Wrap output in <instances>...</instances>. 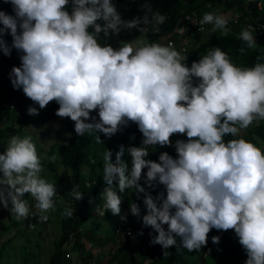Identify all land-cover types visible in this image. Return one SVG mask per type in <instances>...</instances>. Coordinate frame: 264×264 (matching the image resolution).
Here are the masks:
<instances>
[{"label": "clouds", "instance_id": "9594fccd", "mask_svg": "<svg viewBox=\"0 0 264 264\" xmlns=\"http://www.w3.org/2000/svg\"><path fill=\"white\" fill-rule=\"evenodd\" d=\"M240 15L192 12L169 32L154 0H0V206L27 219V193L48 220L57 189L32 137L50 139L81 175L96 169L95 211L122 213L132 250L147 252L155 231L153 244L192 264L226 243L230 264H264V23L239 34L244 64L216 43L194 55L173 37L186 24L227 36Z\"/></svg>", "mask_w": 264, "mask_h": 264}, {"label": "trees", "instance_id": "16d2710c", "mask_svg": "<svg viewBox=\"0 0 264 264\" xmlns=\"http://www.w3.org/2000/svg\"><path fill=\"white\" fill-rule=\"evenodd\" d=\"M159 9L166 12L170 16L171 26L169 32L182 24L181 17L186 14L195 12L201 15L203 12H212L220 14L228 9L241 12L236 22L232 18H228L227 27L231 30L227 36L221 34L220 30L212 31L213 25L207 24L206 32L203 34L198 25L186 24L183 33H175L174 38H180L189 47H192L191 54H196L199 44L200 47H206L208 43H216L224 48L228 53H232L235 60H240L244 64L248 52L240 53L243 41L239 39V34L244 27L264 23V0L257 5L249 0H154ZM201 35H203L201 37ZM213 36V37H211ZM122 40L129 38L121 35ZM200 39L206 41L200 42ZM264 40V38H263ZM0 64L5 65V61L0 57ZM0 65V69H1ZM19 121L16 119L15 123ZM7 124L3 120V114H0V132L5 133L6 128H2ZM92 136L82 137V139L90 140ZM53 151L43 154L41 164L43 171L41 177L56 186L57 194L55 196V210L49 211L48 220L41 222L39 220L40 213L35 208L36 201L30 194H25L24 199L27 201L31 209V214L27 219L17 220L12 215L10 208H7L8 224H4L0 234L10 231L13 233L0 246V264L6 249V244L13 238L24 240L18 251L22 257V263L25 264L32 256L39 255V250L35 247H42L45 236L41 237L42 230L48 233L47 226L57 224L60 227V236L52 238L49 242L46 252L48 253L47 264H192L191 258L187 252L178 250L175 246L169 249H163L160 244H153L152 240L158 233L152 231L148 234L151 243L146 244L147 252L139 249L132 250L130 237L121 238L120 234L125 227V222L121 216L112 215L107 210L104 215H99L96 209V203L100 200V191L105 186L103 179L97 175L95 168L92 169V175L83 176L79 172L75 163L74 156L70 153L57 152L51 155ZM3 154V153H1ZM55 156L54 160L49 157ZM65 169H72L74 178L66 176ZM2 175V173H0ZM91 183L86 185V181ZM83 193V199L76 201L71 195V190L76 186ZM66 208H72L73 216L66 217L64 211ZM3 207L0 206V225L3 224L2 212ZM121 228H120V227ZM217 232L216 229H213ZM89 246L86 249L85 243ZM107 252H104V248ZM35 252H33V251ZM234 247L226 243L221 251L217 252L208 264H230L233 260ZM165 253V254H164ZM66 254H68L66 256ZM145 254L150 255V261H146Z\"/></svg>", "mask_w": 264, "mask_h": 264}, {"label": "rangeland", "instance_id": "374dc122", "mask_svg": "<svg viewBox=\"0 0 264 264\" xmlns=\"http://www.w3.org/2000/svg\"><path fill=\"white\" fill-rule=\"evenodd\" d=\"M230 12L222 13L225 17L229 14ZM32 140L34 144L36 145L38 155L41 158H43V154L50 152L51 150L53 151L51 155H55L57 153L55 147H52L53 141L50 139H41V138H34L32 137ZM72 169H65V173L67 174H74ZM9 207H11V203L9 202ZM2 221L3 224L0 225V232L2 230V227L4 224H8L9 219L7 217V208H3L2 211ZM46 215H49L48 213H45ZM47 230L49 234H46L44 230H42L41 237L45 236V239L43 241L44 246L35 247L34 250H39V255L36 253V256H32L27 263L25 264H47L48 261V253L46 252V248L49 244V242L52 240V238H58L60 236V227L57 224H52L47 226ZM13 235L12 232L6 231L3 234H0V246L2 242H5L9 237ZM24 243V240H19V238H13L10 242L6 244V250L4 252L3 258H2V264H21L22 263V257L20 252L18 251L19 246ZM85 243V248L87 249L89 246L88 242ZM106 249L104 248V252H107V245L105 246ZM33 251V250H32ZM35 252V251H33ZM245 259L241 260L238 264H245Z\"/></svg>", "mask_w": 264, "mask_h": 264}, {"label": "built area", "instance_id": "2783aa9c", "mask_svg": "<svg viewBox=\"0 0 264 264\" xmlns=\"http://www.w3.org/2000/svg\"><path fill=\"white\" fill-rule=\"evenodd\" d=\"M68 254H66V256H67Z\"/></svg>", "mask_w": 264, "mask_h": 264}]
</instances>
